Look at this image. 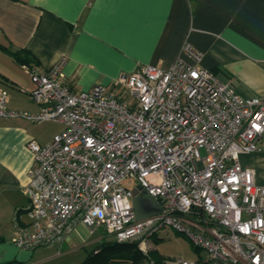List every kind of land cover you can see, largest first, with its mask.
Segmentation results:
<instances>
[{"label": "built area", "instance_id": "obj_1", "mask_svg": "<svg viewBox=\"0 0 264 264\" xmlns=\"http://www.w3.org/2000/svg\"><path fill=\"white\" fill-rule=\"evenodd\" d=\"M169 69L141 65L114 88L76 91L66 59L49 70L24 65L39 113L9 108L0 86V119L64 127L53 141H31L25 193L29 221L15 215L11 243L23 250L61 248L79 224L93 235L138 244L143 264H264V185L241 157L263 153L264 96L241 95L201 66L192 47ZM135 182L162 207L136 221ZM165 227L184 235L201 257L158 261L153 238ZM61 250H59V254Z\"/></svg>", "mask_w": 264, "mask_h": 264}, {"label": "crops", "instance_id": "obj_2", "mask_svg": "<svg viewBox=\"0 0 264 264\" xmlns=\"http://www.w3.org/2000/svg\"><path fill=\"white\" fill-rule=\"evenodd\" d=\"M0 44L7 49H0V86L16 112L41 111L30 97L31 78L12 54L18 51L45 70L66 59L65 83L86 92L114 88L141 65L166 70L181 58L193 63L183 53L190 46L202 54L203 68L241 95L264 96V0H0ZM63 129L55 122L0 119V264H82L102 240L79 224L61 248L30 251L11 243L15 215L29 221L25 189L34 157L28 144L46 146ZM240 161L264 185V154ZM158 237L152 252L170 261L158 250Z\"/></svg>", "mask_w": 264, "mask_h": 264}, {"label": "trees", "instance_id": "obj_3", "mask_svg": "<svg viewBox=\"0 0 264 264\" xmlns=\"http://www.w3.org/2000/svg\"><path fill=\"white\" fill-rule=\"evenodd\" d=\"M0 49L7 50L0 44ZM15 59L23 65L34 63V58L27 51L12 52ZM107 237H111L107 234ZM107 237L103 238L96 247L88 253L82 264H143L147 257L143 255L138 244H122ZM152 257L162 261L157 252L151 253ZM7 264H17L16 261Z\"/></svg>", "mask_w": 264, "mask_h": 264}, {"label": "rangeland", "instance_id": "obj_4", "mask_svg": "<svg viewBox=\"0 0 264 264\" xmlns=\"http://www.w3.org/2000/svg\"><path fill=\"white\" fill-rule=\"evenodd\" d=\"M125 185L131 189L137 187V183L130 181L125 182ZM95 236L103 239L107 237V234L103 230H96V232L91 237ZM107 238L113 240L112 237ZM158 238L159 239L157 240V248L160 252H163L167 255L168 260L194 259L196 255L201 254L193 247V245L188 241V239L184 235L178 233L171 227H165L159 233ZM74 256H77V254H75Z\"/></svg>", "mask_w": 264, "mask_h": 264}, {"label": "water", "instance_id": "obj_5", "mask_svg": "<svg viewBox=\"0 0 264 264\" xmlns=\"http://www.w3.org/2000/svg\"><path fill=\"white\" fill-rule=\"evenodd\" d=\"M133 208L136 216V221H142L151 217L162 214L161 205L150 195L147 194L141 185L133 189Z\"/></svg>", "mask_w": 264, "mask_h": 264}]
</instances>
